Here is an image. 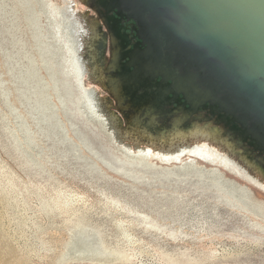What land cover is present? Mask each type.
Returning <instances> with one entry per match:
<instances>
[{
    "label": "rangeland",
    "instance_id": "374dc122",
    "mask_svg": "<svg viewBox=\"0 0 264 264\" xmlns=\"http://www.w3.org/2000/svg\"><path fill=\"white\" fill-rule=\"evenodd\" d=\"M99 8L0 0V264H264V174L246 150L264 151L250 137L229 139L207 106L195 113L216 134L201 141L206 153L192 151L193 138L134 130L100 77L115 50L110 31L120 64L130 60L129 38ZM94 27L103 35L99 76Z\"/></svg>",
    "mask_w": 264,
    "mask_h": 264
},
{
    "label": "water",
    "instance_id": "95a60500",
    "mask_svg": "<svg viewBox=\"0 0 264 264\" xmlns=\"http://www.w3.org/2000/svg\"><path fill=\"white\" fill-rule=\"evenodd\" d=\"M123 3L131 10L124 12L138 16L140 29L141 22L148 27L152 42L139 30L140 43L153 44L163 58L173 55L177 60L166 68L190 69L201 78L200 86L213 97L201 102L198 109L212 106V99H216L223 113L247 131V138L256 140L253 133L264 137V0ZM178 97L187 102L183 92Z\"/></svg>",
    "mask_w": 264,
    "mask_h": 264
},
{
    "label": "bare ground",
    "instance_id": "6f19581e",
    "mask_svg": "<svg viewBox=\"0 0 264 264\" xmlns=\"http://www.w3.org/2000/svg\"><path fill=\"white\" fill-rule=\"evenodd\" d=\"M116 4H120L121 6V4H123V0H103V7L104 9L107 7V9H105L107 13L111 11L112 6ZM69 9V5H66V8L64 7V9L62 8L61 15L64 19H67V13ZM122 11L123 9H121V13ZM68 23L70 24L69 26L74 25L70 22ZM77 23L80 25L79 22ZM141 26V36L145 34L148 36V38H145L150 42L151 40L149 39V32L147 30L148 27L144 24V22H141ZM100 32L101 31L99 27H94L91 33L92 43L90 45V55L93 65V69L91 70L92 74H98L100 71L101 62H99V59L103 49L102 45L100 44V39L103 37V35ZM111 38L112 46L115 48V50H113L114 53L112 63L106 71H102L100 77L107 83L106 85L109 86L112 94L115 95L120 109L125 113L128 121L133 124L134 130H137L145 135L147 134L153 138L162 135L163 132L166 131L170 135V139L174 140L175 143H177L176 141L186 142L187 139L193 138L195 141H197V143H199V145H193L195 146L194 148L191 146L194 150H192V148L189 146L192 151H198L200 153L208 152V148L206 149L205 147L206 144L203 146L201 141L203 139L212 138L216 136V134L215 132L212 133L206 128V126L202 127L199 124L201 122L202 116L200 113L198 115H195V113L199 104L208 98L211 99L213 95L204 89V87L200 86L201 78L190 69L180 72L175 67L171 70L166 68V65H168L170 62L172 63L173 61H176L177 59H173V55L171 54L163 58L162 55L157 53V49L153 47V44L148 47V44L145 42L144 44L135 43L134 48L129 47L126 49V54L130 56V60L127 62L124 60V63L120 64L119 58L124 56V51L120 53V44L115 40V36L113 34ZM80 63L79 69L82 70L80 72L83 74L87 73V66L84 64L82 59L80 60ZM112 70H114V73H111ZM97 76H99V74ZM85 90L89 100V105L97 114H99L100 105L95 96V91L90 88H86ZM180 92L185 94V99L187 101H185L186 103L182 102V99L178 97ZM172 93H174L175 96L171 98L169 94L171 95ZM177 100L179 101V106H171ZM212 101H214V103L212 106L210 105V111L213 114H218L221 121L229 127L230 132L228 133L227 137L231 140H239L240 142L246 141V139H248L246 136L247 131L243 130L234 119H231L229 114L223 113L221 110L222 108L216 104V99H212ZM187 103H189L191 107H187ZM246 127L249 129V126L246 125ZM253 136H255L256 140H253L252 138V141L254 142V147L250 145L252 149L258 148L264 151V137L258 136L255 133H253ZM218 137L221 142L232 149L235 144L234 142L226 137H223L222 134H220ZM204 150H206V152ZM246 152L255 160L251 161L252 164H250L258 170L257 172H262L264 174V157L259 155H251L250 150H246ZM210 153L211 152L208 154ZM216 153L215 155H217ZM179 154L180 153L178 152L172 153L174 156H179ZM219 156L220 153L216 157ZM221 161H215V163L219 162L218 164H221ZM231 161L232 160H226V162L224 161L225 163H223V165H226V163L228 164V162L230 164Z\"/></svg>",
    "mask_w": 264,
    "mask_h": 264
},
{
    "label": "flooded vegetation",
    "instance_id": "af4514ba",
    "mask_svg": "<svg viewBox=\"0 0 264 264\" xmlns=\"http://www.w3.org/2000/svg\"><path fill=\"white\" fill-rule=\"evenodd\" d=\"M92 1H95L97 9H100L99 8V5H100L102 7V11H105V14L108 18L107 20H109L111 22L113 30H115L113 28L114 25L122 26L121 30H123L125 32V34L127 35V37L129 38V43H130V46L132 48H133L135 43L141 42V39H140L139 34H138L139 30H141L139 27V24L137 23V17L138 16L134 13L135 17L134 16L131 17L127 13V11H131V10L124 3L121 4V7H120V4H116V5L112 6L111 11H109L107 13L105 10V9H107V7H105V9L103 7V0H92ZM121 8L127 9V11L126 12L122 11V13H121ZM99 12L101 13V16L104 15V13H102L101 10H99ZM109 16H112L116 20V21L114 20L115 21L114 25H113V22L111 21V17L109 18ZM104 23H106V22L104 21ZM106 25H107V23H106ZM110 33H111V31H110ZM108 37H110V36H108L106 34V38L109 41ZM121 41H122V39H121ZM111 44H112V38H111Z\"/></svg>",
    "mask_w": 264,
    "mask_h": 264
}]
</instances>
